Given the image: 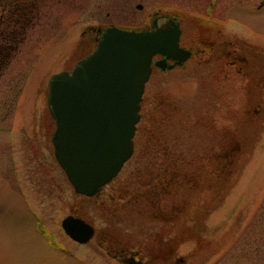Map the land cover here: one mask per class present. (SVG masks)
<instances>
[{
    "label": "rangeland",
    "instance_id": "374dc122",
    "mask_svg": "<svg viewBox=\"0 0 264 264\" xmlns=\"http://www.w3.org/2000/svg\"><path fill=\"white\" fill-rule=\"evenodd\" d=\"M53 2L0 77V264H125L122 250L152 264H264V95L258 89L264 59L252 58L243 73L225 60L195 57L184 68L154 71L134 155L90 199L76 194L55 159L48 81L94 50L82 29L97 23L98 12L107 21V11H93L99 0ZM227 25L232 41L264 51V9L231 11ZM197 29L184 24L185 36L197 38ZM232 146L237 162L224 188L188 191L187 198L182 174ZM166 160L177 163L181 180L157 170ZM163 182L169 196L147 199L148 188L162 189ZM133 202H156L171 218ZM70 215L91 224L94 239L74 242L62 228Z\"/></svg>",
    "mask_w": 264,
    "mask_h": 264
},
{
    "label": "water",
    "instance_id": "95a60500",
    "mask_svg": "<svg viewBox=\"0 0 264 264\" xmlns=\"http://www.w3.org/2000/svg\"><path fill=\"white\" fill-rule=\"evenodd\" d=\"M181 35L174 21L153 30L109 28L70 72L49 79L55 157L78 195H99L132 158L153 59L162 56L156 65L165 71L183 66L192 56L180 47ZM168 61L173 64L166 66ZM62 228L80 244L95 235L92 225L73 215L62 221Z\"/></svg>",
    "mask_w": 264,
    "mask_h": 264
},
{
    "label": "flooded vegetation",
    "instance_id": "af4514ba",
    "mask_svg": "<svg viewBox=\"0 0 264 264\" xmlns=\"http://www.w3.org/2000/svg\"><path fill=\"white\" fill-rule=\"evenodd\" d=\"M53 1L0 0V11H19L20 14L25 13L26 19L22 25H26L30 29V27L32 28V26L42 20V16L44 17L45 15L47 19V15L51 14L50 9H54ZM70 3L71 0L68 4ZM233 4L234 6H232ZM46 9L47 11H45ZM83 9H86L85 5L82 8H78L81 11ZM104 9L107 11V21H100L102 20L101 13L98 12L93 15L97 23H89L84 25L82 29L81 35H88L89 42L91 44L94 43L95 47L101 39L103 32L109 28L116 27L137 31L153 30L156 26H162L170 21H174L179 24L182 31L180 46L191 51V59L195 57L198 61H204L205 63L225 60L229 65L239 66L238 70L240 73L248 71L252 58L259 56L264 59V51L260 50L257 52V48L255 47L253 53L250 46L241 40L239 42L232 41L229 33L225 31L226 25L230 23L231 11H256L259 13L264 9V0H99V4L95 6L93 11H103ZM144 11L148 12L143 14ZM186 15L190 18L186 17ZM113 17L115 21H110ZM187 23H194L198 27L197 35L199 36L197 38L193 37V35L189 37L185 36L184 24ZM26 40H28V35L24 42ZM193 45H197L196 49L195 47L193 48ZM206 54L210 56L208 60L203 59V56ZM162 59V56L153 59L152 74L154 71L160 70L156 64ZM171 64L173 62L168 61V64L165 65L169 66ZM185 65L176 67L173 70L166 69L162 72L166 73L181 69ZM261 76L263 79L260 80L258 89L264 95V68ZM126 255L124 254V250L118 255V258L125 264H127L128 260L134 259L137 262L139 261V264H152L154 262L151 259L144 262L138 260L136 256L124 257Z\"/></svg>",
    "mask_w": 264,
    "mask_h": 264
},
{
    "label": "trees",
    "instance_id": "16d2710c",
    "mask_svg": "<svg viewBox=\"0 0 264 264\" xmlns=\"http://www.w3.org/2000/svg\"><path fill=\"white\" fill-rule=\"evenodd\" d=\"M25 17V13L20 14L19 11H2V13L0 14V77L3 72L7 70L9 64L12 62L17 52H19V48L21 47L25 38L28 35V27L26 25H22L23 21H25L26 19ZM233 150L234 146L230 147L226 152L222 151L220 153L210 156L209 158L202 159L198 163L197 170H194L192 173L182 174V185L187 188V191L184 190V192L188 194L187 198H191L189 192L193 193L197 189L206 191L209 190V192H216L224 188V186L226 185V178H228V175L230 174L229 172L232 171L230 168L233 169L237 162L236 158L232 156ZM165 151L167 152V149ZM155 165L157 166L156 168L159 172L171 174L172 179L178 177L181 180V177L178 175V172H176V162L171 161L170 163H167L166 160L163 164L160 163L159 165ZM154 171L155 167L152 166L150 172L153 173ZM159 172L157 174H160ZM161 185L163 186L162 189L160 185H158L152 190L151 188H148L146 194H141L142 200L144 199L145 195H148L147 199H149L150 201L151 197L156 196L155 194H158L160 198H162L163 196L167 197V195L170 194V192L172 191L169 188L164 187V185H167L166 182H163ZM124 199L127 198L124 197ZM133 203L136 209L140 210H142L143 207L152 205L153 207L151 208L157 210L158 212L156 216H160V214H162L164 215L162 218L165 220L171 218L169 213H167L166 210L159 208L156 202L143 206H140L139 202ZM126 205L128 204L126 203ZM171 208L174 209V207ZM186 213L187 211L184 210L181 214ZM36 220L37 222L42 223L40 219L36 218ZM44 233L46 234L47 232L45 231Z\"/></svg>",
    "mask_w": 264,
    "mask_h": 264
}]
</instances>
